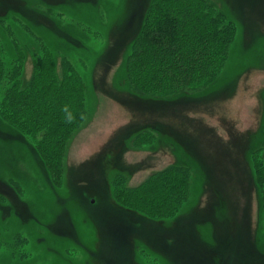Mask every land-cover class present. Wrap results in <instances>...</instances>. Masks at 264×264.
Wrapping results in <instances>:
<instances>
[{"label": "rangeland", "instance_id": "obj_1", "mask_svg": "<svg viewBox=\"0 0 264 264\" xmlns=\"http://www.w3.org/2000/svg\"><path fill=\"white\" fill-rule=\"evenodd\" d=\"M211 1L227 60L155 95L127 79L153 0H0L4 80L68 56L85 81L61 139L11 123L0 84V264H264V0Z\"/></svg>", "mask_w": 264, "mask_h": 264}, {"label": "trees", "instance_id": "obj_2", "mask_svg": "<svg viewBox=\"0 0 264 264\" xmlns=\"http://www.w3.org/2000/svg\"><path fill=\"white\" fill-rule=\"evenodd\" d=\"M235 34L234 21L211 0H153L132 42L127 79L136 89L155 95L208 82L227 60ZM64 58L60 72L58 63L55 68L37 69L23 87L14 79L7 81L19 74L16 66L8 69L4 80L0 65V84L8 86L1 109H9L12 121L8 120L22 132H49L50 125L54 138L61 139L68 125L82 118L85 81L72 60ZM46 62L37 64L42 68ZM45 70L50 73L44 75Z\"/></svg>", "mask_w": 264, "mask_h": 264}]
</instances>
